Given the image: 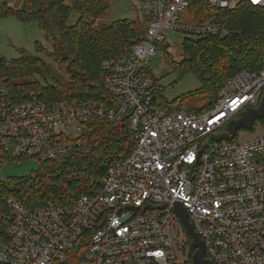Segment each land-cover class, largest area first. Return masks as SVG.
I'll return each mask as SVG.
<instances>
[{
    "label": "built area",
    "instance_id": "1",
    "mask_svg": "<svg viewBox=\"0 0 264 264\" xmlns=\"http://www.w3.org/2000/svg\"><path fill=\"white\" fill-rule=\"evenodd\" d=\"M207 1L232 10L245 0ZM248 2L264 8V0ZM189 3H139L143 39L130 52L103 60L112 97L107 105L51 106L0 81V149L13 157L45 161L66 155L73 141L80 144L83 124L92 117L125 122L136 137L133 149L108 168L96 194H83L72 204L38 206L7 196L9 224L0 228V263L65 264L78 256L77 264H185L191 247L175 211L179 202L214 264H264V124L255 128L262 119L251 129H257L252 138L237 139L247 130L241 129L232 140L205 146L210 135L261 104L264 68L230 76L206 111L167 113L157 104L150 60L161 43L174 34L229 33L210 18L183 21Z\"/></svg>",
    "mask_w": 264,
    "mask_h": 264
},
{
    "label": "trees",
    "instance_id": "2",
    "mask_svg": "<svg viewBox=\"0 0 264 264\" xmlns=\"http://www.w3.org/2000/svg\"><path fill=\"white\" fill-rule=\"evenodd\" d=\"M116 0H23L20 7L0 1V18L15 17L23 23L36 22L44 33L50 49L36 42V51L47 53L67 76V81L55 77L50 66L40 56L26 48L19 57L0 54V81L13 92L27 97L31 93L48 105L59 102L92 101L107 105L112 99L105 86L103 60L130 52L143 39L145 26L141 17L118 19L105 27L94 28L85 21L109 12ZM77 15L70 23V17ZM183 21L210 18L229 31L227 35L207 37L185 36L183 56L178 59L168 45L162 49L166 61L178 72V80L187 73L197 74L201 87L168 100L156 82L157 104L167 113L176 111L203 112L211 108L226 80L245 68H264V8L248 0L235 9H219L207 0H190L181 13ZM31 78V80H27ZM264 122V118L260 120ZM80 144L72 142L66 155L40 161L39 167L27 176H13L0 182V228L8 226L7 196H15L26 206L72 204L83 194L99 192L110 166L115 165L136 144V137L125 122H109L92 117L83 124ZM28 158H16L0 149V164H13ZM185 264H196L195 248ZM78 256L65 264H77ZM2 264V263H0Z\"/></svg>",
    "mask_w": 264,
    "mask_h": 264
},
{
    "label": "rangeland",
    "instance_id": "3",
    "mask_svg": "<svg viewBox=\"0 0 264 264\" xmlns=\"http://www.w3.org/2000/svg\"><path fill=\"white\" fill-rule=\"evenodd\" d=\"M7 1L13 7H20L23 0H0ZM142 0H116L111 5L109 12L105 15L94 20V17L87 14L85 15V21L92 22V27L100 28L105 27L111 22L123 19L136 17H142L139 3ZM77 15L70 17V23L76 20ZM184 39L183 34H174L172 37H168L164 43L158 46V51L151 57V71L154 78L158 79V83L162 89V94L168 100H173L183 94L195 91L201 87V82L194 72L187 73L183 78L178 80V72L174 71L173 67L166 61V56L162 49V45H170L173 54L178 59L181 56V43ZM36 42L43 43L47 49H50V44L45 40L44 33L39 29L36 22L23 23L17 20L15 17L0 18V54L6 58L19 57V49L26 48L34 55L42 57L50 66L55 77L61 81H67V76L63 70L52 60V57L47 53L36 51ZM176 57V58H177ZM31 80V78H27ZM264 122L258 121L255 124V128H259ZM255 130H241L237 139L252 138L256 135ZM225 131V130H223ZM221 132H216L214 135L216 139L220 136ZM28 158V157H24ZM39 160L37 158H28L21 162H15L13 164H0V182L7 181L13 176H27L32 173L34 169L39 167ZM192 241V240H191Z\"/></svg>",
    "mask_w": 264,
    "mask_h": 264
},
{
    "label": "water",
    "instance_id": "4",
    "mask_svg": "<svg viewBox=\"0 0 264 264\" xmlns=\"http://www.w3.org/2000/svg\"><path fill=\"white\" fill-rule=\"evenodd\" d=\"M264 118V95L261 100V104L255 108H248L242 112L241 117L237 119H233L226 127L225 131L220 133L219 137L216 139L217 135H210L205 146H208L213 141H221V140H232L237 131L241 129L251 130L258 119ZM166 205L157 206L158 208H164ZM152 208L151 206L146 207ZM134 209H138V207H134ZM176 213L179 215L181 222L184 224L188 235L190 236L192 242L191 245L195 248V252L193 254V259L196 264H214L210 259L206 257V246L204 240L200 238V236L196 233L193 224L190 222L189 213L187 208L182 203H176L175 207Z\"/></svg>",
    "mask_w": 264,
    "mask_h": 264
},
{
    "label": "crops",
    "instance_id": "5",
    "mask_svg": "<svg viewBox=\"0 0 264 264\" xmlns=\"http://www.w3.org/2000/svg\"><path fill=\"white\" fill-rule=\"evenodd\" d=\"M105 15V14H104Z\"/></svg>",
    "mask_w": 264,
    "mask_h": 264
}]
</instances>
